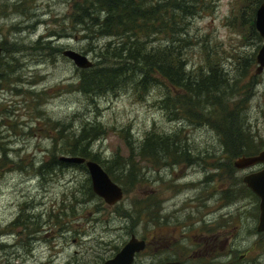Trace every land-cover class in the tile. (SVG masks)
Wrapping results in <instances>:
<instances>
[{
    "label": "rangeland",
    "instance_id": "obj_1",
    "mask_svg": "<svg viewBox=\"0 0 264 264\" xmlns=\"http://www.w3.org/2000/svg\"><path fill=\"white\" fill-rule=\"evenodd\" d=\"M27 1L33 7L30 13L37 15L24 20L23 5H17L20 12L14 11L12 20L18 22L0 30V41L9 50L0 63V227H12L0 234V264H102L131 235L146 241L134 264L173 259L182 264H264V232L257 231L259 198L247 189L235 200L226 197V191L235 183L244 184V175L264 168V163L232 168L213 127L172 119L168 109H162L160 86L100 95L75 89L85 69L63 51L83 52L93 66H100L97 52L108 39L88 40L81 27H72L73 0ZM201 4L203 10L187 19L195 44L189 48L188 67L206 65L208 57L218 56L217 61L233 75L237 67L244 68L245 55L256 57L263 43L250 28L256 2L249 6L246 0H203ZM11 10L7 6L6 11ZM12 15L8 13L9 21ZM40 38L42 42L36 43ZM257 67L255 58L240 82L252 86L255 81L244 112L255 139L264 137V69L257 73ZM55 120L68 137L87 123L101 124L105 132L90 146L105 170L103 160L116 151L130 154L127 139L138 148L154 128L167 134L184 130L190 154L197 158L170 157L165 164L137 158L143 165V181L130 184L121 201L108 205L89 200L78 191L90 178L87 168L68 164L44 177L36 174L41 160L50 159L53 152L64 154V140L61 149L54 148ZM57 213L65 216L57 220ZM15 221L23 225L14 226ZM22 241L29 244L22 247Z\"/></svg>",
    "mask_w": 264,
    "mask_h": 264
},
{
    "label": "trees",
    "instance_id": "obj_2",
    "mask_svg": "<svg viewBox=\"0 0 264 264\" xmlns=\"http://www.w3.org/2000/svg\"><path fill=\"white\" fill-rule=\"evenodd\" d=\"M202 1L86 0L85 8L82 7L85 11L86 38L93 40L104 37L108 40L100 47V52H97L100 58L97 64L100 66L85 69L74 88L85 94L100 95L121 88L147 91L148 84H151V87L160 86L162 95L158 103L162 109L167 108V112L173 116L172 119L213 127L220 138L223 155L234 168L237 163L235 160L233 162L232 158L255 155L264 148V137L253 138L255 135L249 128L250 124L244 113L250 95L248 91L253 88L255 81L252 86L240 84L242 78L248 74V64L255 62L256 57L255 54H246L244 68L238 70L237 67V73L233 75L217 61L218 56L208 57L207 64L200 65L201 67H188L189 48L195 44L188 33L187 19L203 10ZM262 1L246 0L249 6L251 2H256L251 8L250 28L259 40H262V37L256 29L255 18L256 10ZM76 5L79 6L80 1H77ZM76 12L79 21L81 8L76 9ZM240 13L244 17L245 13ZM237 18L238 16L236 22ZM7 52L9 50L6 48ZM213 53V50L211 53L207 52V56ZM53 123L54 148L61 149L62 146L64 154L98 161V155L91 151L90 141L105 132L101 124L87 123L78 133L68 137L63 135L65 127L60 121L55 120ZM184 138L185 131L182 129L167 134L154 128L145 134L138 148L130 145L131 142L127 139L130 154L124 156L116 151L109 159L103 160V164L109 175L121 182L124 192H127L130 184L136 186L143 181V165L137 158L160 164H165L164 160H170V157L174 160L196 159V155L190 154L191 150ZM61 140L64 141L60 146ZM59 157L53 152L50 159L41 160L36 167V174L44 177L49 172L70 164L61 161ZM77 165L86 169L85 164ZM236 184L239 183H235L226 191V197L235 200L243 196L242 191L246 189L255 195L245 183L241 182L240 186ZM78 191L83 193L86 199L104 201L94 192L90 178ZM73 199L75 200L76 196ZM152 201L154 200L147 203ZM71 208L74 211L75 205L71 204ZM61 215L56 214L57 220L61 219ZM20 224L19 221L13 223L14 226ZM29 225L27 222L26 226ZM35 229L39 230L37 227Z\"/></svg>",
    "mask_w": 264,
    "mask_h": 264
},
{
    "label": "water",
    "instance_id": "obj_3",
    "mask_svg": "<svg viewBox=\"0 0 264 264\" xmlns=\"http://www.w3.org/2000/svg\"><path fill=\"white\" fill-rule=\"evenodd\" d=\"M255 26L263 39V43L256 56L258 63L256 71L257 73H261L264 69V1L257 8ZM63 55L71 59L77 67L83 69L91 68L94 64L87 54L72 48L65 49ZM2 56L3 51L0 47V58ZM59 159L70 164H85L91 178L94 192L108 205H114L123 198L124 190L122 186L112 179L98 161L71 154H62ZM236 163L239 167H248L264 163V149L255 155L242 156L238 158ZM243 182L260 199L257 231L264 232V168L244 175ZM145 247L146 241L133 235L114 257L107 259L103 264H133L135 254L145 249ZM160 264H180V262L176 260L166 261Z\"/></svg>",
    "mask_w": 264,
    "mask_h": 264
},
{
    "label": "flooded vegetation",
    "instance_id": "obj_4",
    "mask_svg": "<svg viewBox=\"0 0 264 264\" xmlns=\"http://www.w3.org/2000/svg\"><path fill=\"white\" fill-rule=\"evenodd\" d=\"M24 0H0V30L1 29H4V28H6L7 26H10V25H12V26H14V24H16L18 21H16V22H14L12 19H14V15H17L16 13H14V11H18V12H20L18 9H17V5H23V7L21 8L22 9V12L21 13H24V20H28V19H30V18H32L33 16H35V15H37V13H34L33 15H32V13H30L31 12V9L30 8H33L32 7V4L31 3H29V1H27L26 3L24 2ZM76 2H77V0H73L72 1V5H71V7H72V9H73V11H72V13H71V15H69V17H70V20L72 21H70L71 22V25H72V27L73 28H76L77 26H79V27H81V30H84V28H86V24H85V21H84V14H85V11H84V9L83 8H85V5L84 4H86V0H80V5L79 6H77L76 5ZM7 6H10V7H12V10L11 11H9L11 14H13L12 15V17L10 18V21H9V19H8V13L9 12H7L6 11V8H7ZM83 7V8H82ZM80 8H81V12H80V19H79V21H78V17H79V15H78V13L76 12V9H79L80 10ZM26 9V10H25ZM77 17V18H76ZM35 25H36V23H35ZM35 25H27L26 26V28H32V27H34ZM20 26V25H19ZM19 26H16L15 28H17V29H19L18 27ZM21 27V26H20ZM22 29H23V27H21ZM85 31V30H84ZM58 34V33H57ZM84 36H85V38H86V32H85V34H84ZM87 39V38H86ZM41 40V41H40ZM42 38H40V39H38L37 41H36V43H39V42H42ZM0 47L2 48V51H3V55H5V52H6V47L3 45V43L0 41ZM78 51V50H77ZM80 52V51H79ZM83 53V52H82ZM2 58V57H1ZM1 58H0V61H1ZM258 197V196H257ZM260 200V199H259ZM259 204H260V202H259ZM259 213H260V209H259ZM259 217V216H258ZM19 223H21L20 225H23L22 224V221H19ZM11 228L12 227H10L9 229H6V230H4L2 227H0V234H3L4 232H8V231H10L11 230ZM35 231V229L32 231V232H34ZM33 240V239H32ZM2 242L3 243H5L6 241H4V240H2ZM26 244H29V242L28 241H25V242H21L20 243V245L22 246V247H25V245ZM118 252V251H117ZM116 252V253H117ZM139 253V252H138ZM138 253H136L135 254V258L137 257V254ZM114 256V255H113ZM112 256V257H113ZM111 257V258H112ZM135 258H134V262H133V264L136 262V260H135ZM173 260H177V261H179L180 262V264H182V262L179 260V259H173ZM167 261V260H166ZM166 261H164V262H166ZM104 263V262H103ZM102 263V264H103ZM163 263V262H162ZM158 264H160V263H158Z\"/></svg>",
    "mask_w": 264,
    "mask_h": 264
},
{
    "label": "bare ground",
    "instance_id": "obj_5",
    "mask_svg": "<svg viewBox=\"0 0 264 264\" xmlns=\"http://www.w3.org/2000/svg\"><path fill=\"white\" fill-rule=\"evenodd\" d=\"M76 18H77V17H76ZM258 232H259V231H258ZM132 236H133V235H132ZM132 236H131V237H132ZM126 243H127V242H126Z\"/></svg>",
    "mask_w": 264,
    "mask_h": 264
}]
</instances>
